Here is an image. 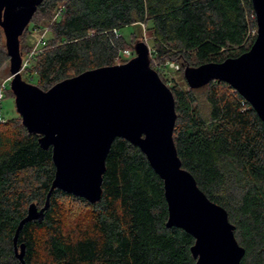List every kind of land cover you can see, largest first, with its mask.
Instances as JSON below:
<instances>
[{
    "label": "trees",
    "instance_id": "1",
    "mask_svg": "<svg viewBox=\"0 0 264 264\" xmlns=\"http://www.w3.org/2000/svg\"><path fill=\"white\" fill-rule=\"evenodd\" d=\"M252 12L250 0H43L19 38L22 60L33 48L22 46L29 27L45 28L48 37L21 78L45 92L86 71L116 66L124 50L135 55L145 27L152 39L150 68L166 84L164 62L182 71L247 53L256 37ZM127 27L134 28L128 40L120 33ZM7 62L0 29V69ZM168 89L181 167L226 211L244 249L240 264H264V124L223 82ZM39 138L19 115L0 124V264H21L15 230L29 205L43 208L54 178L51 148L42 149ZM106 156L98 202L55 189L44 219L23 226L17 246L25 248V264H196L189 249L194 239L166 228L163 182L145 155L117 138ZM63 201L82 205L85 218L68 226L73 219Z\"/></svg>",
    "mask_w": 264,
    "mask_h": 264
},
{
    "label": "water",
    "instance_id": "2",
    "mask_svg": "<svg viewBox=\"0 0 264 264\" xmlns=\"http://www.w3.org/2000/svg\"><path fill=\"white\" fill-rule=\"evenodd\" d=\"M43 0H0V29L9 58L10 90L16 112L28 133L51 148L55 169L43 208L28 206L13 237L16 258L24 262L17 240L23 226L41 222L53 190L94 204L100 200L105 160L117 138L140 149L163 182L166 228H178L194 239L196 264H240L244 249L235 240L226 211L199 190L181 167L172 134L176 120L171 91L149 65V49L140 42L128 62L86 71L48 91L21 78L19 38ZM256 37L247 53L221 63L186 67L185 84L196 89L211 81L231 87L264 124V0H250Z\"/></svg>",
    "mask_w": 264,
    "mask_h": 264
},
{
    "label": "rangeland",
    "instance_id": "3",
    "mask_svg": "<svg viewBox=\"0 0 264 264\" xmlns=\"http://www.w3.org/2000/svg\"><path fill=\"white\" fill-rule=\"evenodd\" d=\"M30 33L27 34L26 38L24 41L22 40V46L23 44L26 43V45L32 46V50H40L41 46L38 45V41L41 39V37H48V33H46L45 28L42 30L36 29L33 30L32 27H29ZM134 31L133 27H127L121 30V35L128 40L129 39V34ZM140 34L138 35L137 40L141 41L142 43L146 44L149 51H152V44H151V33L150 31L146 30L145 27H140L139 30ZM23 50V49H22ZM150 57V55H149ZM167 62H164L163 66L166 65ZM158 65L155 64V67ZM162 66V67H163ZM176 66V65H175ZM187 67V66H186ZM184 67V69L186 68ZM184 69L181 71L178 69H168L166 73H163L166 75L165 77H161L162 80L165 81V85L167 87H172L173 85L180 86L183 90L187 91L188 86L185 84V80L183 79V72ZM10 76L9 74V62L5 66H3L0 69V80L6 79ZM10 90V84L8 83L6 86V90L4 91V99L2 101V111L5 114V116L10 119V118H16L18 117V114L16 112L15 108V102H14V96ZM11 92V93H10ZM203 109V108H202ZM62 209L65 210V214H72V219L73 223L69 222L67 225H74L75 223H78L82 221V219L85 218L86 214V209L80 205L76 204L73 202H68V201H63L61 203ZM67 212V213H66Z\"/></svg>",
    "mask_w": 264,
    "mask_h": 264
},
{
    "label": "built area",
    "instance_id": "4",
    "mask_svg": "<svg viewBox=\"0 0 264 264\" xmlns=\"http://www.w3.org/2000/svg\"><path fill=\"white\" fill-rule=\"evenodd\" d=\"M60 11L57 12V15H59ZM252 35H256V29L251 31ZM38 45L43 46L44 42H43V37H41V39L38 41ZM36 50H32V52L25 58L22 60L21 63V69L20 72H22L26 67H28L29 65V61L31 59V57L33 56L34 53H36ZM38 52V50H37ZM151 54V51H149ZM134 57V55L131 54L130 51L128 50H124L123 52H121V54L119 55V57H117L115 59V62L117 63V65H121L124 64L126 62H128L130 59H132ZM166 65H168V67L170 69H178L177 66H175L172 63H167ZM12 77L9 76L6 79L0 80V124H4L5 122H7L8 118L5 116V114L2 111V101L4 99V91L6 90V86L7 84L11 82Z\"/></svg>",
    "mask_w": 264,
    "mask_h": 264
}]
</instances>
